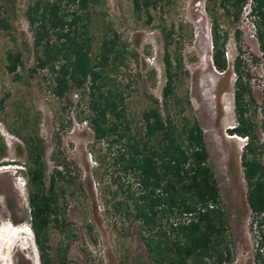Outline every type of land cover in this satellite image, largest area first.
Wrapping results in <instances>:
<instances>
[{
	"label": "rangeland",
	"instance_id": "obj_1",
	"mask_svg": "<svg viewBox=\"0 0 264 264\" xmlns=\"http://www.w3.org/2000/svg\"><path fill=\"white\" fill-rule=\"evenodd\" d=\"M35 1L0 0V146L4 148L0 156V264H20V256L23 264H42L29 227L25 176L21 173L27 149L14 130L21 135L34 133L41 142L46 185L57 162L66 163L70 175L65 176L73 178L61 181L65 191L60 194V214L71 224L73 236L52 227L47 249L51 258L68 244L64 264H149L131 217L117 206L129 185L135 187L118 163L124 140L94 137L86 119L89 82L84 89L64 97L53 91V74L48 67L41 68L36 57V25L28 19ZM139 1L138 11L133 0H99L90 8L91 57L96 56L106 35L120 51L103 69L104 88L116 87L123 92L131 128L138 130L142 112L149 105L147 96L162 101L163 31L171 32L168 52L179 76L176 93L188 99L186 113L191 112L203 130L208 162L228 220L231 264H257L258 236L246 203L240 165L244 143L229 133L235 125L232 63L236 55L242 60V75L251 76L256 105L261 104L264 87L261 64L254 60L260 52L255 28L247 16L249 5L243 7L237 21L217 14L220 32L226 36V68L219 71L213 65L212 17L206 0H153L149 6L144 5L145 0ZM50 38L56 39L51 33ZM8 52L21 58L14 73L6 69ZM257 111L261 119L260 108ZM13 216L17 223L12 222Z\"/></svg>",
	"mask_w": 264,
	"mask_h": 264
},
{
	"label": "trees",
	"instance_id": "obj_2",
	"mask_svg": "<svg viewBox=\"0 0 264 264\" xmlns=\"http://www.w3.org/2000/svg\"><path fill=\"white\" fill-rule=\"evenodd\" d=\"M98 3L99 0L35 1L29 9L28 19L31 25H36L35 52L39 66L50 69L53 91L59 97L84 89L89 82V115L86 119L94 137L113 142L124 140L123 149H119L117 156L118 163L121 170L130 175L135 187L129 185L117 206L131 217L149 264H231L228 220L214 171L208 162L203 130L195 116L186 113L188 99L178 97L176 93L179 76L168 52L171 32L163 31L165 84L162 101L147 96L149 105L142 112V124L133 131L123 92L116 87L104 88L103 69L120 55L114 39L104 36L96 56L91 57L90 8ZM152 3L153 0L144 1L145 6ZM133 4L135 10L141 8L139 0H133ZM246 4L260 52V57L254 60L260 62L264 76V0H206L212 17L213 65L219 71L226 68V36L220 32L217 14L230 22L237 21ZM50 33L55 35L54 41H51ZM236 33L239 38V32ZM6 61L7 71L14 73L21 58L18 53L8 52ZM176 62L179 64L178 59ZM232 66L235 125L229 133L246 137L240 153L245 199L253 214L260 245L264 247V140L261 136L264 118H258L257 111L258 108L264 111V87L261 104L256 105L251 76L242 75L239 55ZM2 107L0 98V109ZM13 132L20 136L27 149V162L21 173L25 176L29 227L40 250L41 262L64 264L68 244L57 250L55 259L47 249L52 227L73 236L71 224L60 214V194L65 191L61 181H72L73 178H66L70 175L67 164L57 162L46 185L41 142L34 133ZM17 151L21 152L19 146ZM3 152V146H0V156ZM51 158L56 159L55 156ZM8 208L12 210L10 204ZM12 222L17 223L14 216ZM256 260L257 264H264L258 249ZM24 262L20 256L19 263Z\"/></svg>",
	"mask_w": 264,
	"mask_h": 264
},
{
	"label": "built area",
	"instance_id": "obj_3",
	"mask_svg": "<svg viewBox=\"0 0 264 264\" xmlns=\"http://www.w3.org/2000/svg\"><path fill=\"white\" fill-rule=\"evenodd\" d=\"M260 112H261V115H262V118H264V111H262L260 109ZM261 136H262V140H264V129L261 131ZM239 141H242L244 144L246 143V137H238ZM263 160H264V157H263ZM260 237H258V240H257V244H256V248L258 249V251L262 254L263 258H264V247L262 245H260Z\"/></svg>",
	"mask_w": 264,
	"mask_h": 264
},
{
	"label": "bare ground",
	"instance_id": "obj_4",
	"mask_svg": "<svg viewBox=\"0 0 264 264\" xmlns=\"http://www.w3.org/2000/svg\"><path fill=\"white\" fill-rule=\"evenodd\" d=\"M19 231H21L22 229L21 228H19L18 229ZM6 241V240H5ZM2 241H1V239H0V246H2L3 245V242L1 243Z\"/></svg>",
	"mask_w": 264,
	"mask_h": 264
}]
</instances>
